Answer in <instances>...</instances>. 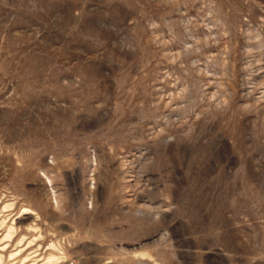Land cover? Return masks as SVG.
<instances>
[{"label": "rangeland", "instance_id": "374dc122", "mask_svg": "<svg viewBox=\"0 0 264 264\" xmlns=\"http://www.w3.org/2000/svg\"><path fill=\"white\" fill-rule=\"evenodd\" d=\"M0 247L264 264V0H0Z\"/></svg>", "mask_w": 264, "mask_h": 264}, {"label": "bare ground", "instance_id": "6f19581e", "mask_svg": "<svg viewBox=\"0 0 264 264\" xmlns=\"http://www.w3.org/2000/svg\"><path fill=\"white\" fill-rule=\"evenodd\" d=\"M20 240H21V239H20ZM23 241H24V239H22L21 242L17 244L19 248L21 247V244H22ZM15 246H16V245H15ZM5 247H6V246H5ZM0 248H1V247H0ZM20 249H22V248H20ZM18 250H19V249H18ZM18 250H17V251H18ZM19 252H20V251H19ZM19 252H18V253H19ZM21 252H22V251H21ZM0 259H1V257H0Z\"/></svg>", "mask_w": 264, "mask_h": 264}]
</instances>
